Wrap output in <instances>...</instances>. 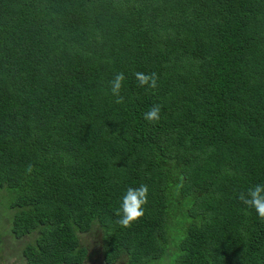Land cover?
Instances as JSON below:
<instances>
[{
	"label": "trees",
	"instance_id": "obj_1",
	"mask_svg": "<svg viewBox=\"0 0 264 264\" xmlns=\"http://www.w3.org/2000/svg\"><path fill=\"white\" fill-rule=\"evenodd\" d=\"M255 184L264 0H0V252L10 237L24 264H81L92 235L102 264H264V221L238 199Z\"/></svg>",
	"mask_w": 264,
	"mask_h": 264
},
{
	"label": "clouds",
	"instance_id": "obj_2",
	"mask_svg": "<svg viewBox=\"0 0 264 264\" xmlns=\"http://www.w3.org/2000/svg\"><path fill=\"white\" fill-rule=\"evenodd\" d=\"M137 85L141 88L148 87L154 89L157 86L155 73L145 74L142 72L134 73ZM125 81L122 72L114 75L110 82V93L115 97V103H123V96L120 95ZM161 105L154 104L143 115V119L149 123H156L160 119ZM148 187L141 184L137 188L129 187L122 196L119 208L115 215L119 217L116 223L124 229L130 228L138 222L144 215V206L147 203ZM238 199L248 208L254 209L259 220L264 221V184H255L249 187L246 192H241ZM166 264V261H165Z\"/></svg>",
	"mask_w": 264,
	"mask_h": 264
},
{
	"label": "rangeland",
	"instance_id": "obj_3",
	"mask_svg": "<svg viewBox=\"0 0 264 264\" xmlns=\"http://www.w3.org/2000/svg\"><path fill=\"white\" fill-rule=\"evenodd\" d=\"M83 241L87 242V248L90 252H92L94 249H97V240L94 236H84L82 237ZM23 242V241H22ZM22 242H16L10 237H7L5 239V253L4 250L3 252H0V255H2V263L1 264H24V258L20 256L19 251L21 250ZM169 252L166 251L165 254H168ZM93 259H96L95 257L91 256ZM165 257H163L161 260L153 263V264H172L170 261V257L166 260ZM92 262L88 261V264H102L101 262H95L94 260H91Z\"/></svg>",
	"mask_w": 264,
	"mask_h": 264
},
{
	"label": "flooded vegetation",
	"instance_id": "obj_4",
	"mask_svg": "<svg viewBox=\"0 0 264 264\" xmlns=\"http://www.w3.org/2000/svg\"><path fill=\"white\" fill-rule=\"evenodd\" d=\"M100 252V245L97 244V249H94L92 252H87L86 259L83 260L81 264H88V261L92 262L91 260H94L95 262H100ZM91 256L95 257L96 259H93Z\"/></svg>",
	"mask_w": 264,
	"mask_h": 264
}]
</instances>
